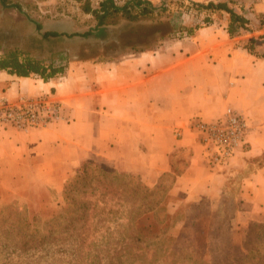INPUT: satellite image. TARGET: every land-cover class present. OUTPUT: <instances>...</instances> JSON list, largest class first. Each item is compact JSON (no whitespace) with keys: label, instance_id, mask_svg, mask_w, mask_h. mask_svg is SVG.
Segmentation results:
<instances>
[{"label":"crops","instance_id":"obj_1","mask_svg":"<svg viewBox=\"0 0 264 264\" xmlns=\"http://www.w3.org/2000/svg\"><path fill=\"white\" fill-rule=\"evenodd\" d=\"M225 1L236 11L264 14V0ZM227 20L225 11H214L190 35H165L119 58L71 62L47 80L0 70L7 98L49 94L62 103V118L45 127L0 128V184L16 193L28 172L32 184L56 192L74 166L95 158L149 186L171 173L170 192L181 190L187 199L232 195L241 204L238 228L264 222V58L241 45L264 28L230 36ZM227 106L245 115L247 129L228 164L210 167L186 123L193 116L218 119Z\"/></svg>","mask_w":264,"mask_h":264},{"label":"trees","instance_id":"obj_2","mask_svg":"<svg viewBox=\"0 0 264 264\" xmlns=\"http://www.w3.org/2000/svg\"><path fill=\"white\" fill-rule=\"evenodd\" d=\"M174 3L172 15L179 16L193 9L202 14L201 19L192 17L194 21L179 26L168 20L167 31L157 38L190 35L210 20L212 12L219 10L228 15L226 29L230 36L237 35L241 29L253 32L264 28L263 13L236 11L225 0H178ZM166 8L164 1L156 6L150 0H100L98 10L89 5L84 7L96 19L93 28L83 32L50 31L43 34L95 36L96 32L106 29L109 23L105 18L109 15L154 17ZM259 44H263V49L257 48ZM241 45L249 53L264 58V32L241 40ZM66 67V62L46 63L17 48H9L0 54V70L17 76L34 75L47 80L63 73ZM165 174L169 173H163L161 177ZM136 175L120 172L104 162L83 159L62 183L63 204L59 212L43 219L35 214H25L4 231L5 234L10 229L14 232L6 235L9 239L15 238L11 251L22 255L20 264H31L32 259L52 264L59 257L56 253L62 252L70 255L71 264H264V223L256 220L247 228L240 244L233 243L229 235L225 243L212 247V243L206 241L200 250H185L167 243L166 239H171L167 231L174 222L176 211L173 215L168 212L166 197L158 187L160 182L157 186H149ZM103 189L116 192L120 207L90 197L92 191L102 192ZM111 222L114 224L110 225Z\"/></svg>","mask_w":264,"mask_h":264},{"label":"rangeland","instance_id":"obj_3","mask_svg":"<svg viewBox=\"0 0 264 264\" xmlns=\"http://www.w3.org/2000/svg\"><path fill=\"white\" fill-rule=\"evenodd\" d=\"M99 1L0 0V54L9 48H17L23 54L40 58L46 63L60 60L66 62V65L75 61L114 59L133 48H143L155 43L157 36L167 31L168 20L179 26L182 24L181 17L184 19L186 15L197 19L192 14L193 9L183 16L172 15L176 7L174 2L178 0H159L153 4L160 6L164 1L167 7L159 15H139L134 18H127L120 13L109 15L105 18L109 23L106 29L96 32L95 36L83 38L43 34L50 31L83 32L93 28L96 26V19L84 7L89 5L90 8L98 10ZM89 159L100 162L95 158ZM136 176L140 177L138 174ZM160 178L161 184L158 187L160 193L166 197L167 210L171 214L176 211L174 222L167 231L171 235V239H166L170 245L185 250H200L206 241L212 243V247L225 243L228 235L233 243L240 244L247 228L252 227L254 222L250 220L244 228H238L234 216L239 203L233 198L230 199L232 195H227L223 200H220L221 197L215 199L211 195L187 199L186 193L181 190L170 192L173 174H165ZM33 181L36 180L28 172L25 173L16 193L6 191L8 186L0 184V264H20V260H23L22 255L11 251L15 238L9 239L6 235L14 234L13 230L10 229L6 234L4 232L9 229L10 224L15 225L25 214H35L40 219L48 218L59 212L63 204L62 186L55 192L53 187L34 185L31 183ZM234 188L236 187L232 186L231 189ZM89 194L90 197L104 199L107 205L119 206V198L113 190H96ZM56 256L59 257L52 264H71L68 253H56ZM43 262L42 259L37 262L32 259L31 264Z\"/></svg>","mask_w":264,"mask_h":264},{"label":"built area","instance_id":"obj_4","mask_svg":"<svg viewBox=\"0 0 264 264\" xmlns=\"http://www.w3.org/2000/svg\"><path fill=\"white\" fill-rule=\"evenodd\" d=\"M61 118L62 103L49 94L21 95L15 99L0 94V128L10 126L29 131ZM186 127L195 135L205 162L210 167L225 166L243 142L247 120L243 113L227 106L222 117L207 121L193 116L188 119ZM174 132L178 136L180 128Z\"/></svg>","mask_w":264,"mask_h":264}]
</instances>
